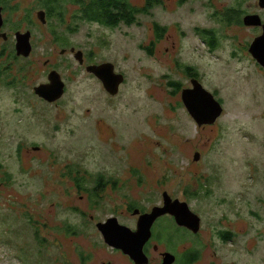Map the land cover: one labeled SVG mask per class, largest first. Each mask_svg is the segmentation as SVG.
<instances>
[{
	"label": "rangeland",
	"instance_id": "1",
	"mask_svg": "<svg viewBox=\"0 0 264 264\" xmlns=\"http://www.w3.org/2000/svg\"><path fill=\"white\" fill-rule=\"evenodd\" d=\"M129 2L138 8L144 4ZM161 2L150 5V15L131 27L86 24L71 4L62 17H43L42 41L36 38L38 28L31 27L34 51L30 47L32 65L21 102L14 101L15 91L0 87V264L85 263L87 250L100 252L98 223L129 215L128 198L150 210L161 208L164 193L194 212L200 206L196 216L203 223L220 217L225 210L217 202L226 196L229 209L240 215L237 232L247 225L253 234L240 236L235 246L256 248L252 261L264 264V235L254 237L264 232V78L244 43L224 40L232 34L242 39L246 31H225L212 18L234 0ZM22 4L13 17L40 6L36 0ZM248 5L247 0L243 7ZM153 23L168 30L153 33ZM195 27L209 30L201 32V39ZM210 44L219 47L207 50ZM72 47L71 53L104 57L115 74L125 76L116 96L87 72L91 65L84 58L78 64L69 56ZM176 58L199 67L200 85L223 103L220 116L204 128L187 113L181 91L173 96L175 89L167 86L165 76L181 85L189 80L174 72ZM59 61L80 72L71 75L61 66L59 73L69 79L65 100L58 107L45 106L33 90L46 82L48 63ZM0 86L6 85L0 81ZM15 134L27 140L21 161L14 154ZM7 180L10 186L4 188ZM184 187L194 191V198H183ZM91 215L94 219H84ZM123 218L124 226L131 224Z\"/></svg>",
	"mask_w": 264,
	"mask_h": 264
},
{
	"label": "flooded vegetation",
	"instance_id": "2",
	"mask_svg": "<svg viewBox=\"0 0 264 264\" xmlns=\"http://www.w3.org/2000/svg\"><path fill=\"white\" fill-rule=\"evenodd\" d=\"M23 0H0V81H2L6 86H0V87H8L9 89L15 91V99L14 101L16 103L21 102L20 94L22 93V87L25 86V79L28 77V69L32 65L30 60L31 58H27L31 56V52L34 51V35H33V28L31 27H37L38 28V34L37 39L42 41L43 40V33H42V25L44 24L43 20H39V16L46 21L48 19V16L50 15L49 10L52 8L53 4H56L58 0H36L37 4H40L38 8H36L37 11H31L30 13L28 11L23 12L21 17H13L16 14H20L19 12V5L22 4ZM125 5H130L131 3L129 0H124ZM261 0H248L249 5L244 8V4L247 2V0H238L236 3V0H234L232 5L227 6L221 13H223V21L225 23H229L226 27L223 29L227 31L229 28L238 27L243 31H246V37L240 38L238 36H235V34H232V36L224 37V40L229 42H236V43H244V46L247 47L246 51H248L250 45L252 42L257 38L264 34V7L260 6ZM50 4V5H49ZM154 3L149 2V0H144V4L141 5L142 9H137L136 11L144 14L145 12H148L150 15V12L146 9L150 8V5ZM159 4H163L161 1ZM136 5V4H131ZM139 6V5H138ZM137 7V6H132ZM32 10V9H28ZM39 12L40 15L38 14ZM227 12V13H226ZM234 12V13H231ZM226 13V14H225ZM155 15V12H153ZM34 15V19L38 18L40 22V26H36L37 24L35 21H33L32 17ZM135 16V15H134ZM140 16L137 17V20L135 21L134 25H138L140 21L138 20ZM245 17H256L259 21V25H250L246 26L243 23V20ZM23 23H26L23 25ZM156 23V22H154ZM154 23H153V29H154ZM96 25H99V27H104L107 29L115 30L119 28L120 26H124L123 24L116 23L114 25H100L97 23H93ZM23 26H28V29L23 30ZM129 25L125 27H131ZM220 26V24H218ZM221 27V26H220ZM203 28L201 27H195V35L198 36L200 30ZM168 30V28H166ZM210 30H216L218 32V29L211 28ZM154 33V31H153ZM29 34V44L31 47L30 54L23 55L18 54L16 46H17V38L19 36H28ZM154 35V34H153ZM185 36V34H184ZM199 37V36H198ZM155 38V37H154ZM200 38V37H199ZM25 40V38H22ZM162 39V38H161ZM156 40V38H155ZM159 41V40H156ZM156 44V43H155ZM154 44V45H155ZM74 47L70 48V57H75V53L78 52L75 50V53H71V50H73ZM207 50L208 49L207 47ZM64 52L61 54L62 57L66 55L65 49ZM211 51V50H210ZM152 51L149 52L148 56L150 57ZM47 57H53V54L48 53ZM77 60V63H81V58L85 59L87 61V66H97L103 63H109L107 60H105L104 57H101L100 60H98V57H90V53H87V55L83 54L82 57H75ZM233 59L238 57H231ZM245 58V57H244ZM253 59V57H252ZM255 66L262 72V76L264 78V68L258 64L256 60ZM51 62V61H50ZM30 64V65H29ZM173 64L175 66V71L181 72L183 78L188 79V83L185 80L184 84H177L173 83L169 76H165L164 78L167 79V86L171 88L172 90L175 89L176 93L173 94V96L178 95L179 91L183 90H189L192 89L193 82H197L201 85H203L204 80L199 73L200 69L199 67L192 65V63H181L178 58L173 60ZM66 66V70L69 74H76L80 72V70H73V66L71 63L67 64L66 62H52L48 63V68L43 70V76L46 77V82L41 83L46 84L49 83L48 77L51 73H59L60 67ZM80 66V65H79ZM56 71V72H51ZM64 71V70H61ZM51 72V73H49ZM117 73V72H116ZM171 74L172 71H171ZM61 80L64 83V92L63 95L67 92V81H69L68 78H64L61 73H59ZM92 75V74H91ZM123 76V80L125 81V76L123 74H119ZM75 76V75H74ZM123 81V83H124ZM179 82H181L179 80ZM204 86V85H203ZM34 91V90H33ZM35 95V94H34ZM61 96L58 101L51 104L43 100L42 98H39V100L45 105V106H53L56 105L57 107L60 106L64 102V96ZM223 106V103L220 102ZM17 113H20L18 111ZM8 126L7 124H5ZM206 127V125L202 126L201 128ZM56 128V127H54ZM12 133V132H11ZM14 135V134H12ZM21 134H15L14 139L15 145H14V154L16 156V159L21 161L23 159V154L26 151L28 145L27 140H24L21 138ZM1 144V141H0ZM33 150H40L39 147H31ZM51 154H49L50 156ZM3 159V158H2ZM4 163V161H2ZM2 170V166L0 163V171ZM18 171L23 172V167L20 166L18 168ZM25 171V170H24ZM4 188L10 186L9 180L6 182H3L1 184ZM188 190L186 187L183 188L182 194L184 195L183 198L187 200V198H194V191L192 190L190 193H187ZM223 199V202H217L219 207H224L220 217L218 219L211 220L208 219L206 223H203L202 218L196 216L198 213H202V209L200 206L196 207V211H192L191 208L187 205V203L183 202L190 210L193 216L187 217V219H192L194 222L196 219H198V229L195 231L194 228L191 229L189 227V222H187L186 225H179L176 222V218L173 215L165 214L158 216L155 221L152 223V225L149 228L148 237L141 246L140 250L138 246L141 243V239H136L132 243L133 245L137 246V248H130V252H136L138 255L136 257L130 256L128 253H125L122 249L119 248H113L110 247L104 240V236L101 235L102 240L100 242V252L96 256V253L91 250H87L85 256V263L81 264H94L93 262H97V264H255L253 263L252 259L255 255V252L258 251L256 248L253 247H245L243 248L236 247V240L242 236V238H249L253 237V234L250 232V229L245 226V230L243 232H237L235 229V220L237 216H240L239 214L236 215V213H233L229 208L228 204L225 202L226 196L221 197ZM163 199V197H162ZM139 201L137 200H131L128 198L125 202V210L129 215L122 216V218H117V223L119 226L125 227L130 230L132 234L137 233V226H138V220L144 219L142 215L149 214L151 210L149 207H143L142 205H138ZM159 204V206H161ZM230 215V216H229ZM123 217H126V219H131V224H127V226H124L125 223H122L119 219H124ZM230 217L234 218L230 220ZM84 219H94V217L91 215L89 218L86 216ZM193 224V222H191ZM144 235V234H142ZM264 235V232L256 231L254 232V237H261ZM256 247V246H255ZM97 250V249H95ZM264 263V262H262Z\"/></svg>",
	"mask_w": 264,
	"mask_h": 264
},
{
	"label": "water",
	"instance_id": "3",
	"mask_svg": "<svg viewBox=\"0 0 264 264\" xmlns=\"http://www.w3.org/2000/svg\"><path fill=\"white\" fill-rule=\"evenodd\" d=\"M260 3V6L264 7V0H261ZM40 13L41 12L38 14L40 15ZM38 18L39 20H43L40 16ZM243 23L246 26H256L260 24L256 17H245ZM22 38H25V40ZM16 49L18 54L27 55L30 53L29 34L28 36L21 35L17 38ZM248 52L253 59L264 68V34L257 37L252 42ZM81 56V51L75 53V57ZM87 72L101 82L103 89L111 97L118 94L119 86L124 81L122 75L114 73L113 65L111 63H103L97 66L88 67ZM48 81V84H42L35 87L34 94L48 103H53L63 95L64 83L61 82L57 73H51L48 77ZM192 86V89L183 90L181 92V101L186 108L187 113L195 121L198 127L214 123L222 112L220 103L215 100L210 92L205 91L199 83L193 82ZM198 158L199 154L196 153L194 155V160L197 161ZM163 203V207L154 208L149 214L142 215L144 219L138 220L136 234H132L129 229L119 226L116 218L98 223L96 228L100 234L104 236L105 242L110 247L122 249L132 257L138 255L136 252H130V248H137V246L132 243L136 239H141V243L138 246L140 250L148 237L150 226L158 216L170 214L176 218L175 220L179 225H186L187 222H189V227L191 229L194 228L195 231L198 229V219H196L195 222L192 219H187V217L193 216L194 214L190 212L189 208L184 203H179L178 201L172 202L166 193L163 194ZM191 221H193V224H191Z\"/></svg>",
	"mask_w": 264,
	"mask_h": 264
},
{
	"label": "trees",
	"instance_id": "4",
	"mask_svg": "<svg viewBox=\"0 0 264 264\" xmlns=\"http://www.w3.org/2000/svg\"><path fill=\"white\" fill-rule=\"evenodd\" d=\"M160 1L161 0H149V2L154 3L155 6H157V4ZM183 1L186 0H181V2ZM237 2L238 0H236V3ZM68 4H71L79 8V14L77 16V19L86 24L97 23L100 25H104V24L114 25L116 23L119 24L121 23L124 26L127 25L131 26L132 24L135 23L138 16L149 15L148 12H145L144 14L137 12L136 10L139 9L138 7L132 8L130 5L126 6L124 0H58V2L56 4H53L52 8H50L49 10L50 16L62 17L67 12ZM222 14L223 13H219L218 15V12L215 11L212 18L217 24H220L221 28H224L227 25H229V23H225L222 20L223 19L222 16L224 15ZM156 30H158V32ZM207 30L209 29H202L200 30V32L206 33ZM153 31L154 33L160 32L161 34L162 31L163 32L166 31V28L159 26L158 24H155ZM198 36L201 38V33H199V31H198ZM209 47L211 51H215V49L218 48L219 45H217L215 49H212L213 46L211 44L209 45ZM96 181L98 184L97 178Z\"/></svg>",
	"mask_w": 264,
	"mask_h": 264
},
{
	"label": "bare ground",
	"instance_id": "5",
	"mask_svg": "<svg viewBox=\"0 0 264 264\" xmlns=\"http://www.w3.org/2000/svg\"><path fill=\"white\" fill-rule=\"evenodd\" d=\"M185 109H186V108H185ZM186 111H187V110H186ZM192 120H193V119H192ZM193 121H194V120H193ZM194 123H195V121H194ZM195 124H196V123H195ZM196 126H197V124H196ZM202 126H204V125H202ZM202 126H201V127H202ZM197 127H198V126H197ZM201 127H199V128H201Z\"/></svg>",
	"mask_w": 264,
	"mask_h": 264
},
{
	"label": "clouds",
	"instance_id": "6",
	"mask_svg": "<svg viewBox=\"0 0 264 264\" xmlns=\"http://www.w3.org/2000/svg\"><path fill=\"white\" fill-rule=\"evenodd\" d=\"M123 84V83H122ZM211 93V92H210ZM212 94V93H211ZM214 97V96H213ZM216 100V99H215ZM217 101V100H216ZM219 102V101H218ZM220 103V102H219ZM220 105H221V103H220ZM221 107H222V105H221Z\"/></svg>",
	"mask_w": 264,
	"mask_h": 264
}]
</instances>
